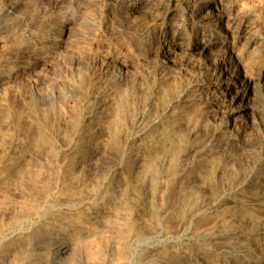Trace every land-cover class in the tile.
<instances>
[{"label": "bare ground", "instance_id": "1", "mask_svg": "<svg viewBox=\"0 0 264 264\" xmlns=\"http://www.w3.org/2000/svg\"><path fill=\"white\" fill-rule=\"evenodd\" d=\"M179 44V88L127 86ZM68 251L264 264V0H0V264Z\"/></svg>", "mask_w": 264, "mask_h": 264}, {"label": "rangeland", "instance_id": "2", "mask_svg": "<svg viewBox=\"0 0 264 264\" xmlns=\"http://www.w3.org/2000/svg\"><path fill=\"white\" fill-rule=\"evenodd\" d=\"M94 9L95 10H93V11H99V7H94ZM174 20H175V18L174 17H172V18H170L167 22H166V25L165 26H172V24H173V22H174ZM73 25V23H68V25H67V28H70L69 26H72ZM95 28H94V27ZM93 26H89V28H88V30H90V32H91V29H92V32L93 31H96L97 29H100V25L98 24V23H96L95 25H93ZM70 30V29H69ZM192 36V35H191ZM148 41V40H147ZM182 43H184V44H186L187 43V39H184V40H182ZM65 45V46H64ZM180 46H177V47H175V64H174V67H175V71H176V73L175 74H173L171 71H169L168 73H169V76L168 75H166V72H162L161 70H159V68H158V63H159V61H158V58L155 56V54H153V53H151V54H149L150 56H148V58L146 57V58H144V59H142V61L141 60H138L139 62H137V61H134V63H131V64H129V67H127L128 69H127V71H128V76H126L128 79H132V76L133 77H135L134 79H133V81H132V83H133V85L135 86V87H133V85H130V80H128L129 82H127L128 84H127V86H130V87H132L133 89L135 88V89H138V90H140L141 91V93H145L144 95L145 96H148L149 94H151V86L153 85V84H155V83H157V82H161V84H162V82H163V84L161 85L160 84V86L162 87L163 85L165 86H163L162 88H164V90H166V91H171V90H173V89H176V87H178L179 88V84H180V77H179V63H180V59H181V55L182 54H184V48H183V46L181 45V44H179ZM192 44V42L191 41H189V47L191 48V47H194L195 45H193ZM63 48V49H62ZM67 48V49H66ZM189 48V49H190ZM66 51H65V50ZM59 50H60V52H59ZM67 50H68V52H67ZM176 50H178V52L176 51ZM181 50V52H179ZM195 50H198V47L196 48H191L189 51H191L190 52V55L194 58V56L193 55H195L196 54V57H195V59H193V61L195 60V71L197 70L196 68H198L197 66V64H198V62H200L201 60H202V56L198 53V52H196ZM56 51H58L59 53H61V51H62V53L63 54H65L66 53V55H63L62 53H61V57H62V60H61V63L63 62H66V63H68V64H72L75 68H77V69H79V70H81V71H86V70H90L91 68V73H92V75H93V77H95L96 75H97V72L94 70L95 68H93L92 67V64L94 65V63L92 62V61H90V60H87L85 57H83L82 56V54L81 53H76V52H73L71 49H69L68 48V46L66 45V42L64 43L63 42V46L61 47V49L60 48H57L56 49ZM70 51V52H69ZM183 52V53H182ZM69 53V54H68ZM73 55V60H71L70 61V59H72V58H70L71 57V54ZM74 53V54H73ZM177 53H180V54H177ZM193 54V55H192ZM63 55V56H62ZM78 55V56H77ZM154 56V57H153ZM69 57V58H68ZM78 58V59H76V58ZM156 57V58H155ZM198 57V58H197ZM74 59H76V60H74ZM79 59H80V61H79ZM147 60V62H146V60ZM156 59V60H155ZM78 60V61H77ZM82 60H85V61H82ZM198 60V61H197ZM73 61V62H72ZM197 61V62H196ZM79 62H81V64L79 63ZM144 62V63H143ZM150 62H152L151 64H150ZM84 63H85V65H84ZM138 63H140V64H138ZM142 63H143V65H145L144 67H143V65H142ZM147 63V64H146ZM149 63V64H148ZM197 63V64H196ZM75 64H77V66L75 65ZM80 64V65H79ZM135 64H138V65H135ZM83 66H84V68H83ZM135 66V67H134ZM136 66H139V68H137ZM142 66V67H141ZM147 66L148 67H150V66H153L152 68L150 67V68H147ZM155 66V67H154ZM80 67V68H79ZM91 67V68H90ZM146 67V68H145ZM86 68V69H85ZM132 68H133V71L135 72V73H131V72H133L132 71ZM134 68H135V70H134ZM138 69V70H137ZM144 69V70H143ZM147 69V70H146ZM150 69V70H149ZM154 69V70H153ZM140 70V71H139ZM131 71V72H130ZM138 71V72H137ZM141 71H143V72H141ZM150 71V72H149ZM140 72V73H139ZM147 72V73H146ZM153 74H152V73ZM139 73V74H138ZM149 73V74H148ZM155 73H156V77L158 76V78H156V77H152L153 75L155 76ZM50 74V73H49ZM52 75H53V73H51ZM50 74V75H51ZM131 74H132V76H131ZM135 74H137V76H138V78L135 76ZM142 74H143V76H142ZM145 74V75H144ZM148 74V75H147ZM173 74V75H172ZM49 75V77L50 78H52V77H54V78H58V76H50ZM55 75H58V74H55ZM162 75V76H161ZM172 75V76H171ZM130 76V77H129ZM151 78H150V77ZM167 76V77H166ZM139 77H140V80H139ZM165 77V78H164ZM170 78V81H169V78ZM174 77H175V79H174ZM111 78H114V76H111ZM145 78V79H144ZM177 78V79H176ZM179 78V79H178ZM142 79V80H141ZM147 79H153L152 81H153V83H151L152 81L150 80V82H149V80H147ZM159 79H161V80H159ZM171 79H174L176 82H177V84H175V81L173 82ZM136 80V81H135ZM145 80H146V82H145ZM165 80H167V81H165ZM135 81V82H134ZM139 82V83H137L138 84V86L136 85V82ZM140 81H142V82H140ZM171 82H173L172 84H174V85H172L171 84ZM131 83V84H132ZM141 83H143V84H141ZM144 83H146V84H144ZM171 84V85H170ZM144 87H143V86ZM168 85V86H167ZM176 85V86H175ZM137 86V87H136ZM170 86V87H169ZM143 87V88H142ZM255 87H256V89L257 90H263V86L258 82V83H256L255 84ZM143 90H142V89ZM146 88V89H145ZM166 88V89H165ZM169 88H171V89H169ZM145 89V90H144ZM143 91V92H142ZM147 91V92H146ZM252 96H253V98H254V95H253V93L249 96V100H248V102H249V104H250V107H253V106H256L257 104V102H255L256 100H255V98L253 99L252 98ZM250 110H248V112H249ZM229 133V132H228ZM152 242H149L148 244H151ZM140 250H142V249H140ZM139 250V251H140ZM71 252H73V251H68L66 254H67V257H66V254H65V256H62V259L61 258H57V259H55V264L57 263V264H80L81 263V256H79V253H78V255L76 256L75 255V253H71ZM68 253H69V255H68ZM75 256H74V255ZM77 254V253H76ZM73 257V258H72ZM75 257V258H74ZM78 257V258H77ZM137 257V258H136ZM136 258V259H135ZM140 257L138 256V255H135V257H134V259L131 261V263H129V264H143V263H145L144 261H142L141 262V260L139 259ZM73 259H75V261H73ZM77 259H78V262H77ZM57 260V261H56ZM61 261H63V262H61ZM65 261H66V263H65ZM68 261H70V262H68ZM140 261V262H139ZM59 262H61V263H59ZM139 262V263H138Z\"/></svg>", "mask_w": 264, "mask_h": 264}]
</instances>
